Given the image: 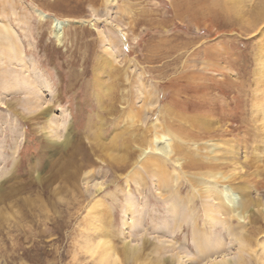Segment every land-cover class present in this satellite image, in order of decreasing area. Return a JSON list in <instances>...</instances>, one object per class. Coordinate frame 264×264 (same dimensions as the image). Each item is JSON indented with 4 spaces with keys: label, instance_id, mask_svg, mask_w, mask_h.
I'll list each match as a JSON object with an SVG mask.
<instances>
[{
    "label": "rangeland",
    "instance_id": "1",
    "mask_svg": "<svg viewBox=\"0 0 264 264\" xmlns=\"http://www.w3.org/2000/svg\"><path fill=\"white\" fill-rule=\"evenodd\" d=\"M0 264H264V0H0Z\"/></svg>",
    "mask_w": 264,
    "mask_h": 264
},
{
    "label": "bare ground",
    "instance_id": "2",
    "mask_svg": "<svg viewBox=\"0 0 264 264\" xmlns=\"http://www.w3.org/2000/svg\"><path fill=\"white\" fill-rule=\"evenodd\" d=\"M40 11H41V10H40ZM41 12H42V11H41ZM42 14L45 15L43 12H42ZM59 25H60L59 21L56 20V26H59ZM57 29H59V28H57ZM56 35H57L58 37H60V34H59V33H57ZM118 156H119V155H117V156L115 155V156H112V157L115 158V159H116V158L118 159ZM120 156H121V155H120ZM120 156H119V157H120ZM198 247L201 248V246H198ZM222 259H223L222 261H225V259H226L225 256H223ZM214 263H216V261H214Z\"/></svg>",
    "mask_w": 264,
    "mask_h": 264
}]
</instances>
